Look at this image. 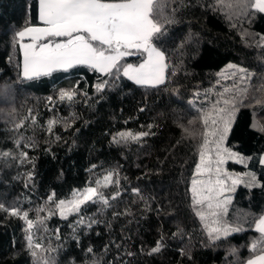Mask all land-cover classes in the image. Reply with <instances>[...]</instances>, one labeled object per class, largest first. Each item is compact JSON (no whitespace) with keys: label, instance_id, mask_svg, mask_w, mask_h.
Segmentation results:
<instances>
[{"label":"trees","instance_id":"trees-1","mask_svg":"<svg viewBox=\"0 0 264 264\" xmlns=\"http://www.w3.org/2000/svg\"><path fill=\"white\" fill-rule=\"evenodd\" d=\"M214 2L170 0L164 16L174 22L153 40L167 56L166 80L152 87L138 85L122 72L117 79L86 66L22 78L15 33L41 23L39 0H0V96L9 98L0 99V153H11L0 156V203L28 210L35 219L40 206L54 209L45 203L53 192L57 201L71 198L74 190L94 186L107 172L118 173L114 180L119 184L103 189L109 206L89 203L81 210L80 216L96 221L91 228L77 226L80 216L72 214L67 219L53 215L46 231L33 230L37 242L51 249L44 253L48 264H243L253 255L250 244L260 236L255 222L264 215V166L258 163L264 153V48L256 46L264 35V14L230 22L222 11L213 10ZM244 32L253 35L242 38ZM143 57L137 54L120 63ZM230 62L255 75L226 138L230 148L252 159L248 166L228 165L240 172L251 169L257 181L251 188L246 182L237 186L226 217L245 231L212 243L192 203L190 184L204 129L187 102L200 92L196 107L209 109L216 93L232 87L231 80L218 75ZM104 80L108 86L97 93L95 84ZM77 84L87 99L78 94L71 105L58 100L60 89ZM208 89L212 91L205 100ZM49 120L57 121L51 133ZM21 121L23 127L17 128ZM129 130L149 135L113 142L118 132ZM25 152L27 159L21 162ZM117 191L120 195L112 200ZM25 228L24 220L0 211V264H35ZM158 242L160 251L152 252Z\"/></svg>","mask_w":264,"mask_h":264},{"label":"snow or ice","instance_id":"snow-or-ice-1","mask_svg":"<svg viewBox=\"0 0 264 264\" xmlns=\"http://www.w3.org/2000/svg\"><path fill=\"white\" fill-rule=\"evenodd\" d=\"M170 0H39V21L44 26L28 25L15 33L16 42L23 53L22 78L33 80L42 76H49L56 70H68L76 66H86L92 71L99 72L107 77L119 78L122 74L138 85L158 87L165 83V69L168 67L165 51L157 48L153 40L166 33V25L174 21L164 16V9ZM213 10L222 11L229 21L254 17L257 13L264 14V0H215ZM173 12L175 9L172 10ZM249 19V23H250ZM232 23V27H236ZM253 35L251 33H242ZM27 38L28 43L24 40ZM60 38V39H57ZM257 47L264 48V35L259 36ZM137 54H146L142 63L121 65L120 61L126 57ZM175 75V72L172 73ZM224 80H231L232 87H225L216 93L217 99L209 109L197 108L200 92L193 94L194 99L187 103L199 114L203 125L202 143L199 151V164L196 173L206 179L197 180L194 176L191 181L192 203L196 208V215L204 222L210 242L215 243L226 240L230 235L245 231L241 226H233L226 221L232 195L239 184H244V177L248 178L245 187L251 188L256 184L257 177L254 172L242 174L228 172L224 165L228 161L245 164L252 157H244L224 146L225 140L231 129L238 105L247 99L251 80L255 73L235 64H229L225 70L218 74ZM220 81H217L219 84ZM108 86V81L95 84L97 93ZM177 91L178 90H174ZM203 93L207 100L209 92ZM87 99V92H80L78 84L72 88L60 89L58 100L71 105L76 101L77 95ZM227 97V98H225ZM8 102V96H0ZM49 103H54L53 98H48ZM257 104L261 101L257 100ZM143 111V109H141ZM29 116L33 123L36 117ZM57 121L49 120L47 130L51 133ZM193 121H189V124ZM23 127V121L17 128ZM151 128V125H149ZM264 131V127H261ZM188 132V129H184ZM149 135V132L133 133L121 131L113 136L116 144L129 141H139ZM59 139V137H57ZM20 141H17L19 144ZM11 153H0V156H10ZM27 159V153L21 154V162ZM258 163L264 166V156ZM93 168L96 166L93 165ZM28 179L32 174L28 173ZM114 176L118 173L109 171L95 180L94 186L77 189L72 192L71 198L55 200V193L48 196L45 202L54 204L53 208L40 206L37 208L35 219L29 218V211L18 207L6 208L0 203V211L10 216L24 220L26 224V241L29 252L35 264H48L44 253L51 251L45 249L42 242H37L34 229L47 230L46 224L53 215L67 219L69 215L80 216L84 205L103 204L109 206V198L104 195L103 189L110 185L119 184ZM235 177V178H234ZM264 186V185H261ZM139 194V189H133ZM227 193V195H226ZM120 192H115L111 199L115 200ZM44 213V215H41ZM92 218L80 216L76 221L77 226L91 228L95 223ZM255 231L260 236L251 242L249 251L253 253L244 264H264V215L255 222ZM174 236L177 234H173ZM56 238L59 239V229H56ZM162 245L158 242L152 252H159ZM92 253V249H87ZM236 248L230 250L235 255ZM183 254V252L181 253Z\"/></svg>","mask_w":264,"mask_h":264},{"label":"rangeland","instance_id":"rangeland-1","mask_svg":"<svg viewBox=\"0 0 264 264\" xmlns=\"http://www.w3.org/2000/svg\"><path fill=\"white\" fill-rule=\"evenodd\" d=\"M41 22V21H40ZM37 26H44L43 25V23L41 22L40 24H36ZM22 30V29H21ZM57 39H60V38H57ZM24 42L25 43H28L29 42V40L27 39V38H25V40H24ZM158 48V47H157ZM160 49V48H159ZM21 53H22V50H21ZM146 58V54H144V57L139 61V62H137V63H135V62H128V63H131V64H133V65H138L139 63H142L143 62V60ZM128 63H122L121 65H125V64H128ZM229 64H235V63H233V62H230V63H228V65ZM22 65H23V53H22ZM236 65V64H235ZM225 68H226V66H225ZM122 72V71H121ZM222 71H220V73H221ZM128 78V77H127ZM134 82V81H133ZM224 146L225 147H227L228 149H230L231 151H233V152H237V153H240V152H238V151H236V150H234V149H232V148H230L227 144H226V140H225V144H224ZM242 156H244V157H248V156H245L244 154H242V153H240ZM262 156H264V153H262L261 154V157ZM199 162L200 161H198V163L197 164H199ZM229 162H233V163H237V162H234V161H228V163L227 164H225L224 165V167H225V169L228 171V172H232V173H237V174H242V173H246V172H253L251 169H249V168H247L246 170H244V171H237V170H235V169H231L230 167H229ZM248 164H249V160L248 161H246L245 162V164H243V165H247L248 166ZM197 166V165H196ZM196 177V179L197 180H203V179H206V177L205 176H202V175H198L197 173H196V167H195V171H194V175H193V177ZM235 178V177H234ZM193 179V178H192ZM192 181V180H191ZM244 181L246 182V183H248V178L247 177H244ZM88 187V186H87ZM190 191H191V184H190ZM191 195H192V193H191ZM226 195H227V193H226ZM231 195H232V197H233V195H234V193H231ZM67 199H70V198H65L64 200H67ZM233 200V199H232ZM203 222V221H202ZM203 224H204V222H203ZM206 230V229H205ZM251 258V257H250ZM249 259V258H248ZM244 264V263H243Z\"/></svg>","mask_w":264,"mask_h":264}]
</instances>
